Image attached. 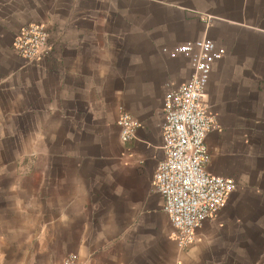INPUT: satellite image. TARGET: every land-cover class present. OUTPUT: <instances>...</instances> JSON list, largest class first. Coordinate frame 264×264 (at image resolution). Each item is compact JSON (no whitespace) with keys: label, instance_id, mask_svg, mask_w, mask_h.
Here are the masks:
<instances>
[{"label":"crops","instance_id":"crops-1","mask_svg":"<svg viewBox=\"0 0 264 264\" xmlns=\"http://www.w3.org/2000/svg\"><path fill=\"white\" fill-rule=\"evenodd\" d=\"M32 23L52 44L38 63L12 49ZM206 38L228 52L206 168L238 189L182 249L154 175L165 96L192 67L163 49ZM0 73V264H264V0H0Z\"/></svg>","mask_w":264,"mask_h":264},{"label":"built area","instance_id":"built-area-1","mask_svg":"<svg viewBox=\"0 0 264 264\" xmlns=\"http://www.w3.org/2000/svg\"><path fill=\"white\" fill-rule=\"evenodd\" d=\"M12 49L29 63H38L52 53L45 25L32 23L15 36ZM170 59H185L192 67L191 78L165 96L161 126L164 159L157 165L154 189L163 199L178 245L189 248L204 222L216 218L227 206L238 185L232 178L208 173V135L217 128L216 119L204 103L213 67L227 57L225 48L202 39L164 48ZM120 139L131 141L139 123L124 109L118 121ZM62 264H83L77 254L67 255Z\"/></svg>","mask_w":264,"mask_h":264},{"label":"rangeland","instance_id":"rangeland-1","mask_svg":"<svg viewBox=\"0 0 264 264\" xmlns=\"http://www.w3.org/2000/svg\"><path fill=\"white\" fill-rule=\"evenodd\" d=\"M227 58H228V52H227V57H226V59H227ZM226 59H225V60H226ZM0 74H1V73H0ZM0 76H1V75H0ZM13 136H14V135H13Z\"/></svg>","mask_w":264,"mask_h":264}]
</instances>
